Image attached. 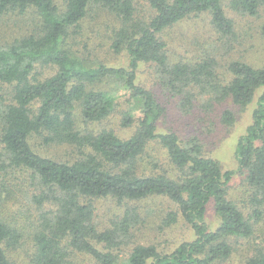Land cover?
I'll return each instance as SVG.
<instances>
[{"label": "trees", "instance_id": "obj_1", "mask_svg": "<svg viewBox=\"0 0 264 264\" xmlns=\"http://www.w3.org/2000/svg\"><path fill=\"white\" fill-rule=\"evenodd\" d=\"M224 1L62 0L59 4L58 0H0V14L33 10L40 18L36 33L0 45V82L12 88L6 102L0 95V179L11 172L28 174V187L21 191L40 211L36 220L26 217L23 224L25 214L8 202L20 183L14 189L0 181V264H21L13 253L27 243L32 247L31 264H78L79 255H88L98 264H119L116 250L130 244L132 228L142 219L136 208H128L112 225L101 226L94 204L101 198L121 203L166 197L194 231V239L171 252L138 243L126 264H223L233 254V238L254 234L252 220L264 213V66L233 60L227 67L230 77L223 81L211 58L171 63L167 44L160 37L167 28L202 12L211 15L217 31L233 37L234 22L226 14ZM142 3L150 13L147 18L140 14ZM92 5L119 18L113 48L117 53L126 51L127 66L89 65L68 48L67 40L81 27ZM230 5L256 16L264 0H230ZM143 63L153 65L168 89L183 95L188 103L193 88L217 101L230 98L241 106L254 103L252 122L237 141V170H225L219 160L206 155L197 138L184 143L176 132L159 131L165 108L138 80ZM38 67L56 71L43 76ZM107 78L123 83L121 93L129 110L123 113L121 125L136 126L127 138L108 128L84 133L78 129L77 113L93 124L108 119L118 107L122 94L92 87ZM221 120L233 124L234 112L226 109ZM35 135L45 144L75 146L79 157L63 161L41 154L31 141ZM151 143L166 150L177 169L176 177L139 171V161ZM236 173L244 176L251 191L256 205L252 216L247 217L228 198ZM211 203L220 219L215 230L206 221ZM178 215L170 211L163 224H173ZM243 264H264V250L258 249Z\"/></svg>", "mask_w": 264, "mask_h": 264}, {"label": "rangeland", "instance_id": "obj_2", "mask_svg": "<svg viewBox=\"0 0 264 264\" xmlns=\"http://www.w3.org/2000/svg\"><path fill=\"white\" fill-rule=\"evenodd\" d=\"M58 2L63 3L62 0ZM224 9L234 22L235 35L233 37L225 36L217 31L211 21V15L207 12L194 13L164 30L160 37L167 44L170 62L195 63L211 58L215 61V70L223 81L230 77L227 67L233 60L247 61L255 67L264 66V35L262 33L264 6L260 8L256 16L235 10L230 5V0L224 1ZM140 14L146 18L150 16L147 5L144 3L140 5ZM120 25V20L114 13L98 5H92L81 27L73 31L67 40V46L73 54L89 65L104 63L109 66H127L126 51L117 53L113 48L116 31ZM39 28L40 18L33 10L24 13L9 11L0 14V45L6 46L14 40L36 33ZM55 71L54 67H38L39 74L42 73L43 76L52 75ZM138 80L141 85L154 92L165 108V114L158 122L160 132H176L184 143L190 141L191 138H197L203 145L206 155L219 160L225 170H237L238 163L235 157L237 141L252 122L254 103L241 106L235 104L230 98L217 101L212 97V99L208 98L209 95L198 93V88H193V96L188 103L183 95L168 89L157 75L155 67L148 63L141 64ZM92 87L116 93L117 96L122 95L116 110L102 122L88 123L77 113L78 129L84 133L108 128L123 138L131 136L136 126L124 128L121 125L123 113L129 110L128 102L121 93L123 83L107 78ZM11 89L10 86L0 82V95H3L4 102L10 98ZM226 109L234 112L236 120L233 124L227 125L221 120ZM31 141L36 151L59 160L73 161L80 154L75 146L45 144L36 135ZM139 171L147 175L167 173L172 177H176L178 173L171 164L166 150L158 143L150 144L142 160L139 161ZM28 177V174L18 171L11 172L7 178L0 179L6 188L15 189L20 183V187L15 189L16 194L12 193L14 195L9 198L8 202L11 208H20L25 214L21 220L23 224L26 222V217L36 220L40 212L30 203L28 195L21 191V188L25 190L28 187L26 185ZM2 185L0 184V188ZM2 191L5 189L3 188ZM228 198L234 201L247 217L254 214L256 205L252 200L251 191L246 186L244 176L240 173H236L229 184ZM94 204L96 220L101 226H109L113 221L122 217L128 208H136L140 213L142 221L132 228L133 237L130 244L116 250L120 255L119 264H126L129 252L138 243L154 244L161 252H171L182 242L195 237L194 231L180 214L178 206L166 197H152L121 203L111 198H101L94 200ZM261 209L264 210V206ZM170 211L178 212V220L171 225H164L163 219ZM206 221L211 230L217 229L220 225V219L213 203L208 207ZM252 222L254 234L249 238H233V254L223 264H243L258 249L264 250V213L261 218L253 219ZM31 251L32 247L30 243H27L13 254L21 264H31ZM77 262L78 264H98L88 255H79Z\"/></svg>", "mask_w": 264, "mask_h": 264}]
</instances>
